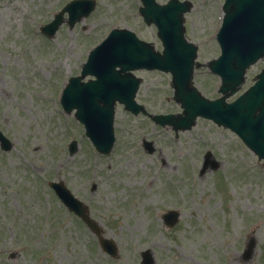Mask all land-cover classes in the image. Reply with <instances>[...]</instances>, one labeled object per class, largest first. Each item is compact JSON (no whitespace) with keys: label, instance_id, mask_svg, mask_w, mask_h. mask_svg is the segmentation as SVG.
Masks as SVG:
<instances>
[{"label":"rangeland","instance_id":"obj_1","mask_svg":"<svg viewBox=\"0 0 264 264\" xmlns=\"http://www.w3.org/2000/svg\"><path fill=\"white\" fill-rule=\"evenodd\" d=\"M67 1L0 0V129L13 143L9 152L0 149V264H141L144 250L152 251L155 264H264V162L230 130L198 119L176 137L118 105L117 144L102 156L74 114L63 111L65 84L81 74L89 52L114 27L162 50L156 28L138 13L141 0H97L91 16L73 28L64 24L48 39L40 28ZM189 1L194 8L186 35L206 64L220 55L224 0ZM263 68L264 59L249 71L244 90ZM135 75L142 79L137 101L150 113L181 112L171 75ZM194 79L204 96L220 97V80L206 67ZM144 140L154 143V154L145 151ZM72 141L77 151L70 155ZM208 151L221 167L201 175ZM53 181L65 182L87 203L105 236L118 244V259L63 206L49 186ZM171 209L181 219L167 229L161 215ZM251 238L255 252L245 260Z\"/></svg>","mask_w":264,"mask_h":264},{"label":"water","instance_id":"obj_2","mask_svg":"<svg viewBox=\"0 0 264 264\" xmlns=\"http://www.w3.org/2000/svg\"><path fill=\"white\" fill-rule=\"evenodd\" d=\"M143 3L145 8L141 9V13L148 24L155 23L158 26L159 36L165 47L164 54L155 52L151 45L139 41L130 31L114 30L107 40L91 53L84 67V76L92 74L99 80L79 85V79H73L62 100L66 110L77 108V116L89 119L90 124L86 122L88 133L97 141L96 146L100 151L106 153L114 143V135L111 125L108 133L97 120V115L107 111L100 102L108 105L109 114L117 100L124 103L127 109L139 112L142 107L134 101L139 80L127 72L143 68L160 69L173 74L175 98L185 110L184 116H158L153 118L155 121L173 125L178 131L191 128L198 116L212 119L237 132L246 144L264 159V73L258 76L259 82L236 102H226L228 97L239 90L244 81V71L252 63L251 59L264 51V46L260 48L264 32L253 30L255 19L264 10V0L226 2V15L218 35L223 56L210 64L211 69L223 80L220 92L224 96L215 101L205 99L191 86L197 48L187 43L182 27L183 16L191 9L190 3H181L178 0H172L166 6H159L155 0H143ZM68 9L72 16L70 22L73 24L79 10L73 6ZM61 18L62 14L57 16L58 20L53 24L55 27L51 35L55 33L57 25L61 24ZM117 67H121V70H117ZM207 163L204 170L208 168ZM211 163L217 168L214 162ZM58 187L61 189L60 196L68 207L86 219L92 230L100 234L98 227L87 219L85 208L62 185ZM177 218L176 213L169 225H173ZM101 243L105 250H115L112 242L101 239ZM253 247L250 246L249 253L253 251ZM144 257L146 258L145 255Z\"/></svg>","mask_w":264,"mask_h":264}]
</instances>
